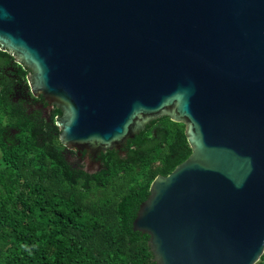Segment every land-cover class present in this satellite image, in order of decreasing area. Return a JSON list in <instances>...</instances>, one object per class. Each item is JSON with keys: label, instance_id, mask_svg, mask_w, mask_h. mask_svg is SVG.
Wrapping results in <instances>:
<instances>
[{"label": "water", "instance_id": "1", "mask_svg": "<svg viewBox=\"0 0 264 264\" xmlns=\"http://www.w3.org/2000/svg\"><path fill=\"white\" fill-rule=\"evenodd\" d=\"M0 48L62 110L68 148L121 149L162 116L186 124L192 154L134 221L158 264L260 261L264 0H0Z\"/></svg>", "mask_w": 264, "mask_h": 264}, {"label": "trees", "instance_id": "2", "mask_svg": "<svg viewBox=\"0 0 264 264\" xmlns=\"http://www.w3.org/2000/svg\"><path fill=\"white\" fill-rule=\"evenodd\" d=\"M8 94H0V264H158L134 221L155 178L192 154L186 124L159 117L121 149L101 151L102 167L90 172L60 140V108L50 121L32 120ZM5 116L21 129L14 139L4 138Z\"/></svg>", "mask_w": 264, "mask_h": 264}, {"label": "flooded vegetation", "instance_id": "3", "mask_svg": "<svg viewBox=\"0 0 264 264\" xmlns=\"http://www.w3.org/2000/svg\"><path fill=\"white\" fill-rule=\"evenodd\" d=\"M0 50L2 49L0 48ZM2 51L8 52L6 50ZM9 54L11 55V59L0 55V94L8 90V95L13 100L12 106L14 108L22 107L21 109H24L23 111L28 118L33 120L40 117L41 119L50 121L56 108L59 107L53 100L47 99L43 94L37 95L32 91L29 81V76L32 74L31 69L18 61L15 55ZM21 70L27 71L25 79L21 76ZM20 116V114L13 116V119L17 120ZM3 121L7 125L4 138L6 140L14 139L21 129L16 126H10V118L8 116H5ZM68 149L70 151L68 155L76 165L90 172H95L102 167V160L99 159L101 152L94 154L86 149Z\"/></svg>", "mask_w": 264, "mask_h": 264}, {"label": "clouds", "instance_id": "4", "mask_svg": "<svg viewBox=\"0 0 264 264\" xmlns=\"http://www.w3.org/2000/svg\"><path fill=\"white\" fill-rule=\"evenodd\" d=\"M3 15L6 17L8 14L6 12H4Z\"/></svg>", "mask_w": 264, "mask_h": 264}, {"label": "rangeland", "instance_id": "5", "mask_svg": "<svg viewBox=\"0 0 264 264\" xmlns=\"http://www.w3.org/2000/svg\"><path fill=\"white\" fill-rule=\"evenodd\" d=\"M2 156L1 150H0V157Z\"/></svg>", "mask_w": 264, "mask_h": 264}]
</instances>
